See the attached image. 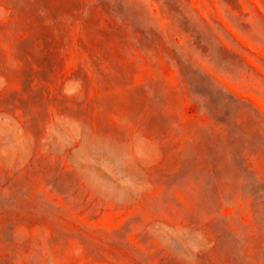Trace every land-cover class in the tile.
Instances as JSON below:
<instances>
[{
  "label": "rangeland",
  "instance_id": "1",
  "mask_svg": "<svg viewBox=\"0 0 264 264\" xmlns=\"http://www.w3.org/2000/svg\"><path fill=\"white\" fill-rule=\"evenodd\" d=\"M0 264H264V0H0Z\"/></svg>",
  "mask_w": 264,
  "mask_h": 264
}]
</instances>
